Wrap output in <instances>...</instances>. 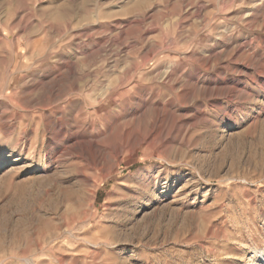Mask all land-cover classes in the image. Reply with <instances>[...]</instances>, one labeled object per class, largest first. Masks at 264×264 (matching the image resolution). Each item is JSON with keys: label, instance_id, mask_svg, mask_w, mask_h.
Returning <instances> with one entry per match:
<instances>
[{"label": "rangeland", "instance_id": "1", "mask_svg": "<svg viewBox=\"0 0 264 264\" xmlns=\"http://www.w3.org/2000/svg\"><path fill=\"white\" fill-rule=\"evenodd\" d=\"M264 0H0V264H264Z\"/></svg>", "mask_w": 264, "mask_h": 264}, {"label": "bare ground", "instance_id": "2", "mask_svg": "<svg viewBox=\"0 0 264 264\" xmlns=\"http://www.w3.org/2000/svg\"><path fill=\"white\" fill-rule=\"evenodd\" d=\"M257 257H260L261 259L264 260V251L260 249H256L254 252V259H256Z\"/></svg>", "mask_w": 264, "mask_h": 264}]
</instances>
